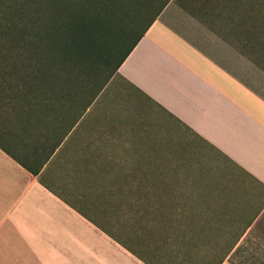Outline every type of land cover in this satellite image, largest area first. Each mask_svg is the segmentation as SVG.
<instances>
[{
    "label": "crops",
    "instance_id": "1",
    "mask_svg": "<svg viewBox=\"0 0 264 264\" xmlns=\"http://www.w3.org/2000/svg\"><path fill=\"white\" fill-rule=\"evenodd\" d=\"M169 16L94 95L0 71V264H264V98Z\"/></svg>",
    "mask_w": 264,
    "mask_h": 264
},
{
    "label": "trees",
    "instance_id": "2",
    "mask_svg": "<svg viewBox=\"0 0 264 264\" xmlns=\"http://www.w3.org/2000/svg\"><path fill=\"white\" fill-rule=\"evenodd\" d=\"M2 1V5L9 2ZM169 1L11 0L7 6L12 7V15L5 16V25H0V71L12 73L11 81L19 87L80 88L94 95ZM202 2L197 8L200 17L212 19L215 25L226 22L227 28L232 23L229 31L236 40L264 57V0H256V10L249 15L235 12L245 8L246 0H215L210 6L208 0ZM224 6L235 15L223 12ZM103 40L110 41L111 53L99 58L96 45ZM100 65L96 80L101 87L93 90L82 83L77 71H96Z\"/></svg>",
    "mask_w": 264,
    "mask_h": 264
},
{
    "label": "rangeland",
    "instance_id": "3",
    "mask_svg": "<svg viewBox=\"0 0 264 264\" xmlns=\"http://www.w3.org/2000/svg\"><path fill=\"white\" fill-rule=\"evenodd\" d=\"M7 1L9 2L2 5L3 1L0 0V25H5V16L12 15V7L7 6V3L10 4L11 0ZM247 1L249 2L248 4ZM255 1L246 0V5H243L245 8H236L235 12H239V14L246 12L249 15L252 11L254 12L256 10ZM214 2L215 0H208L205 3L210 6ZM202 3V0H170L164 9L170 6V8L175 10L181 24L190 30L191 35L189 37L191 41L197 44L199 43V45L209 44L214 47L216 46L215 50H220V53L216 52V54L214 51L211 52L215 55V59L219 63H222L231 74L238 77L244 84L264 98V57L262 54L252 50L251 46H243L236 40L237 37L235 38L232 31H229L232 23L228 22L227 28L226 22L222 23V25H215L212 19L200 17L197 8H200ZM221 9L227 14L233 13L235 15L234 11L228 12L225 6ZM143 15L146 17L145 14ZM143 15H141V18H144ZM169 18L171 20L170 16ZM171 21L181 27V24L176 20ZM5 40H7V44H10V38H6ZM96 52L99 58L107 57L111 53L110 41L103 40L99 42L96 45ZM101 68V65L98 66L96 71L79 68L77 71L78 77L84 85L90 86L93 90L98 89L101 85L98 83V79L96 80V75L101 71Z\"/></svg>",
    "mask_w": 264,
    "mask_h": 264
}]
</instances>
